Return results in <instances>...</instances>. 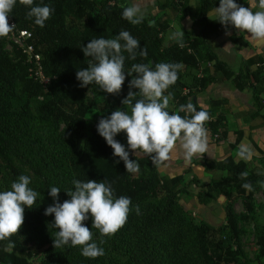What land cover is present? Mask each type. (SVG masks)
<instances>
[{"label":"trees","instance_id":"obj_1","mask_svg":"<svg viewBox=\"0 0 264 264\" xmlns=\"http://www.w3.org/2000/svg\"><path fill=\"white\" fill-rule=\"evenodd\" d=\"M220 0H199L191 7L187 0H165L160 9H169L183 17H189L193 28L184 32V46L172 41L164 42L170 28L169 21L149 17L139 25H132L121 18L123 11L119 0H34L33 6L47 5L54 9L43 28L27 18L29 8L19 4L9 15L15 27L31 35L30 44L40 56L44 75L50 79L47 90L29 73V65L20 51L13 47L5 50L7 37H0V191L10 190L12 182L20 175L30 174L29 187L40 193L33 208H25L24 223L19 232L8 240L0 241V264H250L241 252V218L234 212V201L243 200L248 213L253 211L251 199L256 191L264 190L258 182H264V159L249 169V161H235L227 157L221 162L204 161L206 173L223 172L218 179L199 180L184 170L181 175L169 177L158 172L150 158L134 157L127 148L123 132L115 140L129 151V158L139 164V172L128 173L123 161L112 155L113 150L97 132V124L87 121L89 111L95 107V94L102 96L100 117L109 116L127 105L121 101L129 92L132 76L126 79L118 95H112L91 84L80 87L76 72L86 68L88 59L81 50L96 38H114L121 30L139 40L146 48L147 56L136 60L126 57L124 70L134 63H180L178 80L167 90L173 94L170 114L181 104L192 99L207 87L228 82L232 88L250 91L252 109L234 115L236 120H261L264 126V100L259 86H264V54L247 59L238 73H233L214 54L211 43L226 33L218 17L209 15L219 6ZM248 7L247 0H234ZM155 21V26H149ZM231 26H227V31ZM197 30V31H196ZM230 42L250 47L242 38L232 36ZM202 64L205 66L202 68ZM188 89L190 94L183 95ZM133 92L138 89H132ZM167 94V92L165 93ZM226 100H211L208 111L213 119V131L226 134ZM205 110V109H203ZM179 115L184 116L183 113ZM60 124L64 128L59 129ZM218 140V141H220ZM217 141V142H218ZM247 171L248 177L240 178ZM87 182L105 180L111 183L115 196L131 199V211L126 224L110 238L101 237L92 229L93 240L105 254L95 259L81 255L80 246L54 248L55 229L48 226L53 215H44L46 207L54 203L48 195L51 187L60 188L59 203L69 200L66 191L73 189V180ZM251 183L252 191L242 188ZM193 186V196L200 205L210 203L213 194L227 198L225 224L218 227L196 223L180 203ZM139 206V214L135 208ZM91 229L92 219L82 222ZM229 239L233 245H226ZM257 261L264 264V228L257 235Z\"/></svg>","mask_w":264,"mask_h":264},{"label":"clouds","instance_id":"obj_2","mask_svg":"<svg viewBox=\"0 0 264 264\" xmlns=\"http://www.w3.org/2000/svg\"><path fill=\"white\" fill-rule=\"evenodd\" d=\"M19 4L29 8L27 18L33 19L35 25L43 28L50 19L54 9L44 6H33L34 0H18ZM17 5V0H0V37H6L15 28L9 25L8 17ZM121 18L132 25H139L145 19L140 0L130 6H122ZM253 9H258L253 11ZM221 25L232 26L240 32H245L254 41H264V0H252L248 7H243L234 0H220L219 7L214 8ZM190 19V18H189ZM149 26H155L151 21ZM182 30H177L169 37L184 46ZM226 44L224 48H230ZM88 59L87 67L76 72L80 87L91 84L98 86L105 93L118 95L126 79L125 73L132 76L129 81V92L121 101L127 109L113 111L109 116L98 121L97 132L106 144L113 150L112 155L119 157L113 163L123 161L126 172H139V164L129 158V151L134 157L150 158L154 166H159L174 155H180L190 162L194 157L201 159L209 153L208 130L205 123L211 119L208 111L197 110L196 104L189 99L187 104H181L176 111L169 112L173 94L168 92L170 86L178 80L180 63H156L150 66L146 63H134L130 70H124L125 55L130 60L137 56H147L146 48H141L139 40L129 31L121 30L114 38H96L90 40L81 48ZM132 89H138L133 92ZM167 92V94H165ZM179 113H185L184 116ZM125 133L127 148L115 140L118 133ZM253 150L250 145H240L237 156L241 160H251ZM248 177V172L240 173V178ZM31 180L27 175H20L10 185V190L0 191V241L8 240L17 234L24 223L25 208L31 209L37 203L40 195L29 187ZM260 183L264 187V182ZM73 189L66 191L70 197L59 203L60 188L51 187L48 195L54 203L44 210V215H53L50 226L55 229L53 247L81 248V255L95 259L105 254L102 247L93 240L92 229L98 230L100 244L104 237L110 238L127 222L131 211V199L126 196H115L111 183L87 180H73ZM242 188L251 192L252 184L243 183ZM135 211L139 214V206ZM92 219L91 229L82 222Z\"/></svg>","mask_w":264,"mask_h":264},{"label":"crops","instance_id":"obj_3","mask_svg":"<svg viewBox=\"0 0 264 264\" xmlns=\"http://www.w3.org/2000/svg\"><path fill=\"white\" fill-rule=\"evenodd\" d=\"M164 1L165 0H140L142 11L145 13V18H170L172 15L171 11L169 9H160L159 7ZM247 1L250 6L252 0ZM136 2L137 0H119V4L124 6H130L132 3ZM198 2L199 0H187V3L191 7H195ZM256 10L258 9H253V11ZM172 13L177 17L175 23L178 25V29L173 27L174 22L169 23L170 28L164 37V40L167 42L172 41L169 37L173 32L177 30L189 32L193 28V24L189 17H183L180 14L178 15L177 12ZM209 16L210 20L217 18L214 11H212ZM227 32L228 34L224 33L214 39L211 43V48L217 59L224 63L233 73H238L244 62L250 57L261 53L264 54V41L251 40L247 33H239V30L232 26ZM232 36L242 38L249 43L250 47L245 48L232 44L230 42ZM226 44H231L232 46L230 48H224ZM201 66L203 68L205 64H202ZM194 100L197 103V106L205 110L209 108L211 100L227 101L225 106L226 134L218 142H213L208 135L209 153L203 154L201 159L194 157L188 162L178 154L170 157L167 161L160 164L158 172L161 175L175 177L181 175L184 170H188L189 176H194L199 180L209 179L212 174L220 177L221 175H224L223 172L216 171L213 173H206L202 166L203 162H221L227 157H232L235 161H238L240 159L237 156V152L242 144L251 146L254 153L252 158L256 156V151L259 152V149L264 150V126L261 125V120L243 121L234 118L235 114L252 109L251 94L247 90L240 92L232 88L228 82L224 81L213 84L205 90L196 93Z\"/></svg>","mask_w":264,"mask_h":264},{"label":"rangeland","instance_id":"obj_4","mask_svg":"<svg viewBox=\"0 0 264 264\" xmlns=\"http://www.w3.org/2000/svg\"><path fill=\"white\" fill-rule=\"evenodd\" d=\"M220 2V1H219ZM258 2V0H257ZM171 11V10H170ZM171 11L170 18L167 19L169 23L174 22V28L178 29V25L175 23V19L177 18ZM197 31V30H196ZM165 37V36H164ZM173 41V40H172ZM170 41V42H172ZM164 42H167L164 40ZM5 50L10 51V44L8 41H5ZM260 95L264 92V86H259ZM250 93V91H248ZM251 94V93H250ZM95 107L92 108L88 115L87 121L89 124L96 125V123L101 119L100 111L103 107L102 96L99 93L95 94ZM264 100V93H263ZM252 103V98H251ZM64 128L63 124H60L59 129L62 130ZM125 135V133H123ZM255 157L249 160V169L257 166L259 160L264 159V150L259 149V152L256 151ZM30 177V174L28 173ZM218 175L212 174L209 178L210 180L218 179ZM194 188L193 186L189 187L188 195H183L180 198V203L186 208L189 217L196 223H206L212 227H218L220 225L225 224V205L227 202V198L223 196H219L217 194L212 195V199L207 205H200L197 200L193 196ZM251 204L253 206V211L248 213L244 206L243 200L237 199L234 201V212L235 215L240 219L238 223V228L240 230V245L241 252L248 259L250 264H260L257 261L258 256V246L256 244L257 235L260 230L264 228V190L256 191L251 199ZM226 245H233L232 241L226 239ZM36 259L33 260L32 264H35Z\"/></svg>","mask_w":264,"mask_h":264},{"label":"built area","instance_id":"obj_5","mask_svg":"<svg viewBox=\"0 0 264 264\" xmlns=\"http://www.w3.org/2000/svg\"><path fill=\"white\" fill-rule=\"evenodd\" d=\"M9 25L14 24V22L8 18ZM31 35L27 31L18 30L16 27L12 32L8 34L7 41L10 44V50L15 47L17 48L22 57L25 59L27 64L29 65V73L30 76L42 85L44 90H47L48 85L50 84V79L47 78L42 70L40 56L36 54L33 50L32 45L30 44ZM190 91L188 89L183 90V95L188 96ZM185 115V113H183ZM213 122L211 118L209 121L205 123V127L208 130V135L212 139L213 142H217L220 140L222 131L217 129L213 131L210 123Z\"/></svg>","mask_w":264,"mask_h":264}]
</instances>
